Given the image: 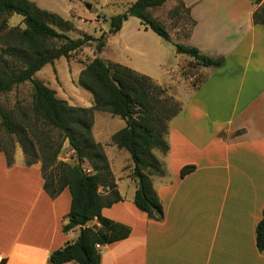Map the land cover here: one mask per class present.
Masks as SVG:
<instances>
[{"label":"crops","instance_id":"1","mask_svg":"<svg viewBox=\"0 0 264 264\" xmlns=\"http://www.w3.org/2000/svg\"><path fill=\"white\" fill-rule=\"evenodd\" d=\"M176 1L194 21L180 43L225 63L199 65L204 81L179 98L182 109L167 138V176L154 179L163 218L137 208L136 187H120L123 200L102 215L130 233L99 246L101 264H264L256 243L264 210V25L253 21L264 0L167 2ZM164 59L162 52L160 67ZM187 165L195 168L182 175ZM70 207L68 188L55 198L45 191L40 164L21 158L9 166L0 152V264H53L50 254L80 235V228L63 232Z\"/></svg>","mask_w":264,"mask_h":264},{"label":"trees","instance_id":"2","mask_svg":"<svg viewBox=\"0 0 264 264\" xmlns=\"http://www.w3.org/2000/svg\"><path fill=\"white\" fill-rule=\"evenodd\" d=\"M167 1L136 0L126 11L110 18L109 33L119 32L129 16H135L145 29L172 41L166 26L153 14L154 9ZM179 6L189 15V9L182 1H179ZM14 14L23 17L25 27L9 25V18ZM253 21L264 25V5L255 10ZM72 28L70 20L39 7L32 0H0V125L7 135L6 140L0 139V152L4 153L8 165H13V146L10 144L17 141L25 153L26 165L41 161L44 189L52 198L65 188L71 193L70 213L63 232L80 228V235L75 241L54 250L49 261L53 264H101L99 246L127 237L130 229L102 215L103 208L123 200V197L114 188L108 194L100 191V186L111 179L112 171L103 145L95 140L93 134L94 112L109 111L125 120L126 125L115 132L112 139L119 148L129 151L134 161L137 188L133 201L150 218L161 220L163 206L150 175L162 173V165L152 150L158 148L168 152L169 144L164 133L168 129L167 123L181 111L182 104L164 95L165 89L151 76L118 62H106L99 56L81 70L78 79L79 84L92 93L94 105L73 106L59 98L56 91L35 74L45 65L61 57H69L73 51L94 40L92 35L70 37L65 31ZM54 40L60 44L55 45ZM105 44L106 34L103 33L98 48L102 49ZM173 44L177 53L191 57V64L217 68L225 63L224 57H211L196 46ZM27 81L33 86L32 109L37 120L26 119L21 124L3 107L1 95ZM37 122L57 130L62 142L69 141L76 153L75 163L58 159L62 142L56 149L53 145H44L41 149L35 145L38 133L34 125ZM84 161L90 163L92 172L86 171ZM194 168V165H187L181 174L185 175ZM95 219L99 224L88 225ZM256 243L257 248L263 251L264 210L256 228Z\"/></svg>","mask_w":264,"mask_h":264},{"label":"rangeland","instance_id":"3","mask_svg":"<svg viewBox=\"0 0 264 264\" xmlns=\"http://www.w3.org/2000/svg\"><path fill=\"white\" fill-rule=\"evenodd\" d=\"M32 1L39 7L70 20L73 23V28L65 31L70 37L78 38L84 35H92L94 37L93 41L79 50L73 51L69 57H61L55 60L54 63L45 65L35 74L36 78L41 79L45 84L54 89L57 96L66 100L70 105L81 107H91L94 105L92 93L82 87L78 79L81 70L96 56L101 57L106 62L113 61L125 66L129 64L138 66L140 73L156 77L155 79L152 78L165 89L164 95L173 97L181 104L182 102L179 98L186 94V92H190V89L201 83L204 78L198 65L188 63L187 61L182 63L188 56L177 54L173 44V42H183L192 25L189 15L179 6V1L173 4L167 2L166 5L153 10L154 16L170 32L173 42L163 39L151 30L145 32L141 20L135 16H129L124 22L121 31L109 33L111 27L110 18L126 11L136 0ZM9 25L20 26L21 28L25 27L23 17L18 14H14L9 18ZM58 29L60 30V28ZM103 33L106 34V44L102 49H99V38ZM53 42L55 45L60 44L57 40ZM160 43H163L162 46L165 47V50L168 49L167 52L163 50ZM1 46L2 44L0 43V48ZM162 52L165 56V65L160 67L157 62ZM167 70L171 71L163 82L156 80L160 79L161 76L165 77L164 73ZM1 102L3 107L12 114L16 122L23 124L26 119H30L31 121L37 120L32 109L33 86L31 82H24L14 87L13 90L3 93L1 95ZM170 123H167L168 129L164 133V139L167 142ZM125 125L126 122L122 117L113 115L109 111L96 110L94 112L93 134L95 140L103 145L112 171V177L108 180V183H103L100 186L102 193L108 194L111 188H114L122 196L120 187L125 192L131 190L133 187L137 188V181L134 177L135 164L131 154L126 149L119 148L112 139L113 134ZM34 126L38 133V138H35L34 142L39 149L44 145H53V149H56L62 142V136L57 130L44 127L40 122H37ZM0 139H7V135H5L1 125ZM10 145L13 146L14 163L21 158L25 163L26 157L21 144L13 141ZM152 153L162 165V173L150 175L155 188L154 179H163L167 176L165 161L167 153L158 148L153 149ZM58 159L69 163L77 161L76 153L68 140L62 142ZM37 163L41 165V161ZM83 166L87 172L93 171L88 161H84Z\"/></svg>","mask_w":264,"mask_h":264}]
</instances>
